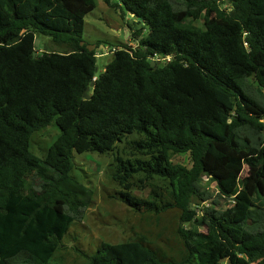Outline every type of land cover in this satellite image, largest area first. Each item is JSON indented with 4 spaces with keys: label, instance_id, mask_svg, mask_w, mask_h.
Listing matches in <instances>:
<instances>
[{
    "label": "trees",
    "instance_id": "1",
    "mask_svg": "<svg viewBox=\"0 0 264 264\" xmlns=\"http://www.w3.org/2000/svg\"><path fill=\"white\" fill-rule=\"evenodd\" d=\"M120 1L143 22L137 46L115 48L96 78L84 40L95 0H0V264H51L84 219L94 190L73 174L74 151L111 153L120 198L137 210L153 202L134 188L164 180L188 251L166 262L142 240L103 241L89 264H264V0ZM41 35L67 50L39 54ZM52 123L60 133L39 156L32 135ZM245 165L255 173L240 176ZM204 176L229 207H201Z\"/></svg>",
    "mask_w": 264,
    "mask_h": 264
},
{
    "label": "rangeland",
    "instance_id": "2",
    "mask_svg": "<svg viewBox=\"0 0 264 264\" xmlns=\"http://www.w3.org/2000/svg\"><path fill=\"white\" fill-rule=\"evenodd\" d=\"M84 20V40L91 49H96L98 55L97 78L112 59L115 48L125 44L136 47L137 41L130 32L140 29L143 22L133 16L120 0H111V3L95 0V5L84 11ZM195 24L204 26L203 19L196 20ZM37 48L39 54L67 50L66 45L54 42L46 35L40 36ZM59 133L60 128L56 123L36 131L31 139L32 151L44 156ZM133 138L135 137H129ZM120 146L127 148L128 145L120 143ZM171 159L179 165L189 166L191 163L188 153H172ZM112 162L111 153L74 151L73 174L93 188V200L85 210L84 219L72 225L51 264H89V256L101 242L129 240L144 241L166 262L187 261L188 251L179 234L182 210L178 207L163 209L165 204L173 202L171 187L160 178L147 182L143 188L138 185L133 193L153 204L146 210H137L120 198V187L111 178ZM255 170L254 167L245 165L238 174L247 177L253 175ZM202 185L201 190L205 191L206 195L203 196L206 199H201V207L226 209L233 203L232 199L220 196L218 184L213 178L204 176ZM182 225L189 227L190 223ZM188 264H197V261L193 260Z\"/></svg>",
    "mask_w": 264,
    "mask_h": 264
},
{
    "label": "water",
    "instance_id": "3",
    "mask_svg": "<svg viewBox=\"0 0 264 264\" xmlns=\"http://www.w3.org/2000/svg\"><path fill=\"white\" fill-rule=\"evenodd\" d=\"M132 15H133V14H132ZM133 16H134V15H133ZM35 43H36V46L38 47L39 44H40V39H39V38H36ZM34 54L36 55L37 52H35ZM161 62H162L161 60H157V61L152 60V61H151V65L154 66V67H157V66H159V65L161 64ZM95 81H96V78L93 79L91 85H90V86L84 91V97H85L86 99H89V98L91 97L89 91H90V89H91L92 87H95V84H96ZM224 261H226V258H223V259L220 260V262H224Z\"/></svg>",
    "mask_w": 264,
    "mask_h": 264
},
{
    "label": "built area",
    "instance_id": "4",
    "mask_svg": "<svg viewBox=\"0 0 264 264\" xmlns=\"http://www.w3.org/2000/svg\"><path fill=\"white\" fill-rule=\"evenodd\" d=\"M135 46H137V42H136V45H135ZM164 59H165V58H161V57L158 56V55H155V56L152 57V60H155V61H157V60H161V61H162V60H164ZM166 59H167V60H170V56H167Z\"/></svg>",
    "mask_w": 264,
    "mask_h": 264
}]
</instances>
